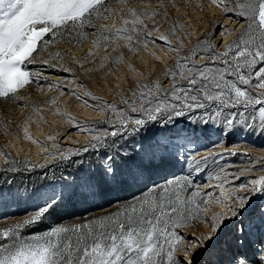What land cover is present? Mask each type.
I'll use <instances>...</instances> for the list:
<instances>
[{
  "label": "snow or ice",
  "instance_id": "obj_1",
  "mask_svg": "<svg viewBox=\"0 0 264 264\" xmlns=\"http://www.w3.org/2000/svg\"><path fill=\"white\" fill-rule=\"evenodd\" d=\"M211 4L236 27L217 24L213 32L185 48L184 40L193 37L189 25L166 20L170 9L180 12L175 0H0V98L20 107H27L19 103L24 99L21 90L31 83L42 87L40 71L29 66L61 41L79 48L89 36L96 37L82 57L57 51L41 61L50 68L59 64L67 73L72 69L60 63L64 57L83 68L81 61L92 57L100 44L121 39L125 43L119 47L129 52L144 41L145 48L151 43L176 53L175 67L164 72V80L171 81L166 91H160L157 81L155 88L146 82L138 86L139 93H132L140 102L139 107L131 102L135 116L87 90L89 100L75 91L67 93L98 115L108 113L103 121L108 127L74 124L78 134H88L91 140L69 150L71 155L49 153L38 145L46 160L67 162L75 175H62L59 190L52 185L51 191L29 193L37 198L33 211L22 223L0 230V264H198V257L206 258L205 264H264V157H248L249 166L235 173L220 167L209 175L205 188L195 174L201 172V164L210 159L215 164L218 157L209 153L197 159V154L186 152L215 132L217 125L221 135L239 130L264 136V0H211ZM196 7L202 10L201 5ZM162 20L168 24L165 32ZM153 33L158 39L149 40ZM217 34L220 40L211 43ZM107 60L105 56L103 61ZM103 61L87 71L104 68ZM69 82L84 87L74 76ZM46 86L65 94L59 85ZM150 126L163 131L150 136ZM23 131L25 139L32 140L27 128ZM258 147L264 150V145ZM0 159L11 161L5 171H19L20 162L10 155L0 152ZM23 163L26 170L34 167ZM177 164L179 175L173 173L160 182L152 179L153 173ZM185 166L191 171H184ZM128 184L138 185L139 195L114 205V211L82 223L24 233L49 216L66 195L95 196L104 187ZM197 225H206L208 232L186 234Z\"/></svg>",
  "mask_w": 264,
  "mask_h": 264
},
{
  "label": "rangeland",
  "instance_id": "obj_2",
  "mask_svg": "<svg viewBox=\"0 0 264 264\" xmlns=\"http://www.w3.org/2000/svg\"><path fill=\"white\" fill-rule=\"evenodd\" d=\"M175 2L179 5L180 12L176 13L175 10L170 9L166 20L168 22L179 21L189 25L187 30L193 33V37L191 40H184L185 48L195 44L198 38L203 39L207 34L213 32L217 24L223 25L225 29L236 27L231 20L225 19L224 13L220 9L211 4V0H175ZM197 4L201 5L202 10L196 7ZM108 23L111 24V21ZM167 27L168 24L162 20L161 32H165ZM149 28H152L151 22H149ZM177 35L182 39L179 31ZM94 39H96L95 36H89L79 48H74L67 41H61L51 46L35 65L29 66L40 71L41 75L38 80L42 87L38 88L36 83H31L20 91L19 95L24 99L19 103L27 107H20L15 102H5L0 98V152L8 154L12 160L20 162L19 171L11 173L5 171L11 161H9L8 167H3L5 160L0 159V230L22 223L27 218L26 213L33 211L37 198H30L29 193L42 190L51 191L52 185H56L59 190L58 186L63 183L60 179L62 175H75L73 168L67 166V162H62L60 159L52 161L50 157L46 160L44 149L38 145L42 144L49 153L76 150L87 146L91 136L78 134L74 124L83 122L97 124L100 128L108 127L103 123L108 113L98 115L92 109H86L82 101L67 94L70 90L81 95L84 100H89V97L84 95V91L87 90L92 95L99 97L100 101L113 104L124 109L127 114L135 116L136 114L131 112V102L136 101V106H140L138 96L132 95L133 92L141 91L138 86L151 82L150 87L155 88L156 82L159 81L162 84L161 92L166 91L170 86L171 81L164 80V72L166 68L175 67L176 53H170L166 48L153 46L151 43L145 48L144 41L139 47L132 45L136 49L134 53L129 52L127 48L119 47L125 43L122 39L107 46L102 43L98 49L94 50L92 57L81 61L84 64L83 68L69 60L68 57H64L60 63L71 68V73L64 72L60 69L59 64L55 68L41 64L42 60L49 59V52L65 51L69 56L82 57L90 49L91 41ZM156 39L158 38L155 33L149 37V40ZM175 39L174 37L173 46H175ZM231 39L232 37L229 36L228 40ZM218 40H220V36L217 34L216 39L211 43L215 44ZM113 49L116 50L113 51ZM180 55H186V52H181ZM105 56L108 57L107 61H103ZM118 58L120 62L116 63ZM101 61L105 64L104 68L93 72L87 71L88 68H99ZM197 63H203V61H197ZM32 74L35 76V71ZM73 76L80 85L84 86L83 88L69 82ZM61 77H67V79H61ZM176 83H181L179 78ZM47 84L59 85L64 89L65 94L61 95L54 88H48ZM53 99H55V103H52ZM124 100L129 103H123ZM89 102L98 103V101ZM181 119L183 120V118ZM183 124L187 125V120H183ZM189 127L198 129L199 125H189ZM24 128H27L28 135L38 144L25 139ZM161 131L163 130L159 127L150 126L149 135H156ZM174 131L172 130V132ZM220 131V126L217 125L215 132L209 133L207 137H201L198 142H194L186 148V152L197 154V159L209 155V153L218 157L215 164L211 159L207 165L201 164V172L195 174L198 177L197 183L204 182L205 188H207L209 175L214 171H219L220 167H223L225 172L235 173L249 166L248 157H264V150L258 147L264 145V136L239 130L221 135ZM48 137L53 139L50 140ZM69 155H71L70 151ZM24 161L34 167L31 170H26ZM50 163L51 165L46 167ZM38 166H44L45 169L36 173L35 168ZM256 167H260V165ZM184 171H191V168L185 166ZM173 173L180 174L179 164L175 167L166 166L164 169L158 170L152 174V179L160 182ZM53 174L56 176L55 180L52 179ZM45 175L48 177L47 180L42 178ZM241 179H247V177ZM5 181H12V183H5ZM139 192L138 185L128 184L118 189L104 187L95 196L66 195L63 202L49 216L42 222L24 229V233L44 231L48 227L56 225L82 223L86 219L105 215L115 210L114 205L131 200L133 196L139 195ZM213 211L218 212L220 209L214 208ZM194 231L207 233L208 228L206 225H197L195 229H188L186 234L190 236ZM205 260L206 258L198 257V264H205Z\"/></svg>",
  "mask_w": 264,
  "mask_h": 264
},
{
  "label": "trees",
  "instance_id": "obj_3",
  "mask_svg": "<svg viewBox=\"0 0 264 264\" xmlns=\"http://www.w3.org/2000/svg\"><path fill=\"white\" fill-rule=\"evenodd\" d=\"M51 165V163L50 164H48L46 167H48V166H50ZM3 167H8V163L6 164V163H4L3 164ZM45 169V167H37V168H35V172L36 173H40L41 171H43ZM60 170V169H59ZM59 170H58V172H59ZM62 170V169H61ZM56 172H57V170H56ZM63 173H64V171H62Z\"/></svg>",
  "mask_w": 264,
  "mask_h": 264
}]
</instances>
